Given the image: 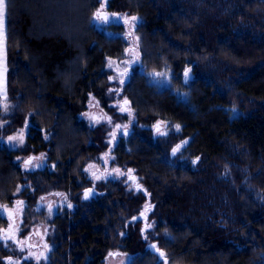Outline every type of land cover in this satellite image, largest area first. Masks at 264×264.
Wrapping results in <instances>:
<instances>
[{
  "label": "trees",
  "instance_id": "obj_1",
  "mask_svg": "<svg viewBox=\"0 0 264 264\" xmlns=\"http://www.w3.org/2000/svg\"><path fill=\"white\" fill-rule=\"evenodd\" d=\"M100 3L10 0L2 133L27 127V136L1 150L0 264H103L109 253L130 254L129 264H264V0H106L109 11L139 18V64L119 93L130 129L112 145L111 125L130 117L112 105L106 59H124L129 47L123 24H109L112 35L95 27ZM165 67L185 99L150 82ZM90 96L110 123L81 116ZM39 155L42 168H23ZM102 156L132 188L124 176L94 180L88 169ZM52 193L71 206L49 220L48 258L22 259L1 232L18 224L27 238L37 201ZM13 204H23L19 220Z\"/></svg>",
  "mask_w": 264,
  "mask_h": 264
},
{
  "label": "rangeland",
  "instance_id": "obj_2",
  "mask_svg": "<svg viewBox=\"0 0 264 264\" xmlns=\"http://www.w3.org/2000/svg\"><path fill=\"white\" fill-rule=\"evenodd\" d=\"M101 3L98 7V9L95 11V13L98 10H101L104 14H107L109 17L108 22H102L101 20H98L95 18V13L93 15V23L95 27H97L99 30L104 31L108 35H112L113 32L109 30L108 26L111 23H121L124 25V31L121 33L127 43L129 50L126 53V56L124 59L119 60L115 58H107L106 59V67L111 70V76L110 81L115 85L111 88L112 91V97L113 102L112 105H114L117 108V111L121 113H128L130 112L129 106L124 102V99L120 97V89L123 83L128 79L130 75V70L133 66L139 64L138 62V50H137V36L135 34V27L139 21V18L136 16V20H132V16H129L126 13H115L112 11H109L106 8L105 1L106 0H100ZM101 5H104L103 9H101ZM127 21V22H126ZM3 47V44H2ZM213 68V67H212ZM211 68V69H212ZM187 70H189V77H192L191 68L188 67ZM208 72V71H207ZM210 72V71H209ZM162 75L156 76L154 74H149L150 82L157 85L159 88H169L172 91H174L176 94L181 96V99H185V91L173 88L172 86V73L171 69L169 67H165L159 72ZM7 78V74H6ZM190 78L186 79L184 77V82H187ZM7 85V84H6ZM6 91H2L0 93V97L4 96ZM11 103L0 100V171H1V150L2 147H5L7 149H13L18 148L22 146L26 140L27 136V127L18 129L17 131L9 134V135H3L2 129L7 124V120L4 118L5 115H7L10 112ZM232 111L235 114H238L239 111L236 108H232ZM81 116L91 125L95 126L99 123L106 122L110 123L111 119L108 116V114L102 109V107L99 105L98 101L93 97L90 96L88 101V108L86 111L82 112ZM130 122L125 124H112V128L109 132V139L108 142L110 145L113 144V141L115 140V137L121 135L122 131L125 129H130V123H131V116ZM173 130H178L177 126H172ZM169 130V127L166 122H161L160 126L158 127L156 133L157 134H166ZM126 131V130H125ZM9 137H13L14 139L9 140ZM185 142L178 143L177 145H180L181 147L176 151L175 154H173L172 150V156H177L179 153H181L182 148L184 146ZM177 145L174 147L176 148ZM173 148V149H174ZM21 157H17L16 159H20ZM186 156L183 155L181 157V160H186ZM187 160H189L187 158ZM193 162V161H192ZM45 164L43 155H39L36 157H33L30 160V163L26 166L25 162L23 161L21 165L26 170H33L37 168H42ZM88 173H93L94 180L98 179H106L109 177H123L124 181L128 184L129 188H132V185L127 182V175L128 173L123 172L120 168L113 167L109 165V159H106L102 156L100 163L93 164L89 169ZM86 194V193H85ZM86 198L90 197L91 194L87 193V196L84 195ZM21 206V207H20ZM70 203L67 200L66 196L64 194H48L45 196H42L39 198V200L36 203L35 210L40 213L38 215V219L36 220L35 224H33L32 229L28 237L24 238H18L17 232H18V224L13 225L11 228L7 227L1 232V236L5 239L12 238L14 241V245L19 251H23L24 255L22 259L30 258L34 259L35 261H43L45 262L48 258L49 251L51 249L50 243L46 240V234L49 231V220L61 209V207H70ZM23 208V204H13L11 206V209H14L17 211V220L21 219L20 212ZM7 212V211H5ZM148 212V211H147ZM146 212V213H147ZM153 229V225L151 223H145L143 227L144 234ZM164 235L166 232H163ZM26 241L28 242V245H26ZM11 261L15 262V264H19V259L12 258ZM131 260V255L127 253H112V255H108L103 264H129Z\"/></svg>",
  "mask_w": 264,
  "mask_h": 264
},
{
  "label": "snow or ice",
  "instance_id": "obj_3",
  "mask_svg": "<svg viewBox=\"0 0 264 264\" xmlns=\"http://www.w3.org/2000/svg\"><path fill=\"white\" fill-rule=\"evenodd\" d=\"M10 4V0H0V41H2L5 38V27L7 22V15H8V6ZM104 5H101V9H103ZM95 18L98 20H101L102 22H108L109 17L107 14H104L101 10H98L95 13ZM132 20L135 21L136 17H132ZM127 22V21H126ZM156 76L162 75L161 73H155ZM185 78L188 79L189 77V70H185ZM127 103V101H125ZM179 128V125L177 126ZM14 139L13 137H9V140ZM180 145H177L176 148L173 149V154L176 153V151L180 148ZM199 159V158H197ZM30 163V161H25V165L27 166ZM195 163V161H193ZM87 196V193L85 194ZM153 248H155V245H152ZM161 256L164 255V253H160ZM109 255H112V253H109ZM8 264H15V262L11 261L9 259Z\"/></svg>",
  "mask_w": 264,
  "mask_h": 264
},
{
  "label": "crops",
  "instance_id": "obj_4",
  "mask_svg": "<svg viewBox=\"0 0 264 264\" xmlns=\"http://www.w3.org/2000/svg\"><path fill=\"white\" fill-rule=\"evenodd\" d=\"M3 44V47H2ZM7 67H6V27L5 38L0 41V93L6 91L7 84Z\"/></svg>",
  "mask_w": 264,
  "mask_h": 264
},
{
  "label": "water",
  "instance_id": "obj_5",
  "mask_svg": "<svg viewBox=\"0 0 264 264\" xmlns=\"http://www.w3.org/2000/svg\"><path fill=\"white\" fill-rule=\"evenodd\" d=\"M156 127H157V125H156ZM31 159H32V158L30 157L27 161H30ZM9 212L12 214V211L9 210ZM27 244H28V242H27ZM152 245H154V244H152V243L149 244V247H150L151 251H153L154 253H156V254H158L159 256H161L160 253H161L162 251H161L160 249H158L157 247L153 248Z\"/></svg>",
  "mask_w": 264,
  "mask_h": 264
}]
</instances>
